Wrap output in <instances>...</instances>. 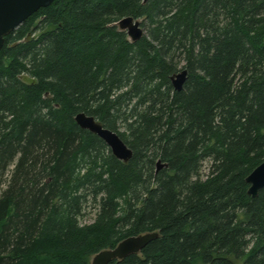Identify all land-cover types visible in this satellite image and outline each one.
Masks as SVG:
<instances>
[{"label":"trees","instance_id":"16d2710c","mask_svg":"<svg viewBox=\"0 0 264 264\" xmlns=\"http://www.w3.org/2000/svg\"><path fill=\"white\" fill-rule=\"evenodd\" d=\"M124 16L142 18L139 39ZM263 160L264 0H53L4 37L0 264H89L147 231L109 264H264V187L245 180Z\"/></svg>","mask_w":264,"mask_h":264},{"label":"water","instance_id":"95a60500","mask_svg":"<svg viewBox=\"0 0 264 264\" xmlns=\"http://www.w3.org/2000/svg\"><path fill=\"white\" fill-rule=\"evenodd\" d=\"M53 0H0V47L4 37L12 32L23 20L38 10L49 5ZM146 0H143L145 2ZM119 29L125 30L129 40L139 39L143 33V27L138 19L132 16L121 17L117 22ZM187 70L181 68L170 76L174 89L179 90L186 79ZM75 122L84 129L101 138L109 147L114 157L123 162L132 156L131 148L113 130L104 127L94 116L85 112H77L74 115ZM166 166L159 160L156 162V170ZM249 184L247 193L255 196L258 190L264 187V160L256 165L245 178ZM158 235L157 231H147L136 235H130L119 241L112 248H105L90 257L89 264H109L114 259H122L140 250Z\"/></svg>","mask_w":264,"mask_h":264},{"label":"rangeland","instance_id":"374dc122","mask_svg":"<svg viewBox=\"0 0 264 264\" xmlns=\"http://www.w3.org/2000/svg\"><path fill=\"white\" fill-rule=\"evenodd\" d=\"M138 20L140 21V23H141V21H143L142 18H138ZM143 29H144V27H143ZM183 63H184V61H183V59H181L179 64H178V70L183 68ZM23 78L27 79V77H25V76H23ZM207 165H208V163L205 162L203 165V168H202L203 173L207 172V170H208ZM93 206H94V203L92 201H90L87 204V206L85 207V210H83L82 216L80 217L81 222L87 223V222H91L94 219L95 214H96V208H94ZM237 264H240V261H238Z\"/></svg>","mask_w":264,"mask_h":264},{"label":"bare ground","instance_id":"6f19581e","mask_svg":"<svg viewBox=\"0 0 264 264\" xmlns=\"http://www.w3.org/2000/svg\"><path fill=\"white\" fill-rule=\"evenodd\" d=\"M159 159H157L156 161H155V169H156V162L158 161ZM160 161V160H159ZM161 162V161H160ZM163 163V162H162Z\"/></svg>","mask_w":264,"mask_h":264}]
</instances>
